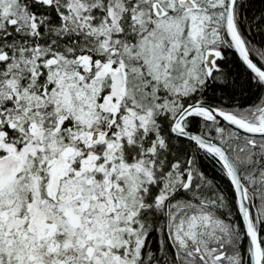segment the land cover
<instances>
[{
    "label": "snow or ice",
    "instance_id": "obj_1",
    "mask_svg": "<svg viewBox=\"0 0 264 264\" xmlns=\"http://www.w3.org/2000/svg\"><path fill=\"white\" fill-rule=\"evenodd\" d=\"M0 264H264V0H0Z\"/></svg>",
    "mask_w": 264,
    "mask_h": 264
}]
</instances>
